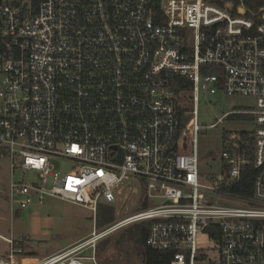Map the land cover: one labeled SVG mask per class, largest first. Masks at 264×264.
I'll list each match as a JSON object with an SVG mask.
<instances>
[{
    "label": "built area",
    "instance_id": "obj_1",
    "mask_svg": "<svg viewBox=\"0 0 264 264\" xmlns=\"http://www.w3.org/2000/svg\"><path fill=\"white\" fill-rule=\"evenodd\" d=\"M216 1L42 0L33 12L0 0L11 211L55 198L95 217L86 238L48 257L31 253L26 236L0 234L9 248L0 264H98L103 240L142 222L148 247L173 252L170 264H264V25L253 34L243 6L235 15ZM174 77L188 81L186 94ZM201 92L255 99L250 137L223 138L220 177L200 172ZM246 168L258 171L250 200L229 192ZM124 191L148 207L99 228L101 203Z\"/></svg>",
    "mask_w": 264,
    "mask_h": 264
},
{
    "label": "rangeland",
    "instance_id": "obj_2",
    "mask_svg": "<svg viewBox=\"0 0 264 264\" xmlns=\"http://www.w3.org/2000/svg\"><path fill=\"white\" fill-rule=\"evenodd\" d=\"M254 108L255 99L252 97L228 96L222 92L216 95L205 92L199 94L197 114L203 129L198 139V147L200 172L204 177L222 176L224 170L221 154L224 135L253 131L255 123L246 113ZM230 114L238 116L227 117ZM225 115L227 118L218 122ZM240 115H246L249 118H242ZM216 123L218 124L212 127ZM60 166L68 169L70 163L62 161ZM9 176L8 160H0L1 235L7 237L14 235L16 238L26 236L28 238L26 248L31 253L43 257L57 253L92 232L95 219L92 211L55 198H48L39 213L32 214L31 211H26L13 215L10 202L6 197ZM126 195L128 196L125 197ZM123 196L125 198L122 201L114 204L116 221L135 215L143 209V199L140 195L128 194L124 191ZM152 203L160 205L162 202L154 200ZM231 203L241 204L238 200H232ZM128 228L130 226L107 238L112 242L106 246L102 254H97L98 264H142V258L137 253L134 242L130 239L126 240V236L129 235ZM8 250V245L0 241V253H7Z\"/></svg>",
    "mask_w": 264,
    "mask_h": 264
},
{
    "label": "trees",
    "instance_id": "obj_3",
    "mask_svg": "<svg viewBox=\"0 0 264 264\" xmlns=\"http://www.w3.org/2000/svg\"><path fill=\"white\" fill-rule=\"evenodd\" d=\"M16 5H29L33 12H36L42 0H12ZM220 6H225L227 3L233 5L232 12L238 15V8L243 6L246 9V17L254 21L255 29L253 34L257 33V28L264 25V0H218L216 1ZM262 46L264 47V36L262 40ZM174 84L178 86L179 93L186 94L189 91L190 84L186 79L174 77ZM238 115H230L235 117ZM240 117L249 118L246 115H240ZM251 118V117H250ZM253 119V118H252ZM251 132H242L243 135H250ZM228 134L224 135V138ZM258 174V171L254 168H246L243 170L242 177L239 182L229 188V192L236 197L250 200L253 197V184ZM148 204L145 202L143 208H147ZM116 221V209L112 205L102 204L98 208L97 214V226L103 228ZM150 223L142 222L130 226L128 228L129 235L126 236V240L130 239L134 242L137 253L142 258V264H170L173 259V252L155 250L147 246V238L149 235ZM111 239H106L104 242L99 244L97 254H102L106 246L111 244Z\"/></svg>",
    "mask_w": 264,
    "mask_h": 264
},
{
    "label": "crops",
    "instance_id": "obj_4",
    "mask_svg": "<svg viewBox=\"0 0 264 264\" xmlns=\"http://www.w3.org/2000/svg\"><path fill=\"white\" fill-rule=\"evenodd\" d=\"M36 214V213H39V211H32V214ZM34 222V221H33ZM34 228V227H33ZM34 229H36V228H34ZM88 236V235H87ZM87 236H85V237H82L81 239H79V240H77V241H75L74 243H72V244H70L69 246H71V245H74V244H76V243H78L79 241H81V240H83L84 238H86ZM68 246V247H69ZM68 247H66V248H68ZM66 248H64V249H66ZM64 249H61V250H59V251H62V250H64ZM59 251H57V253L59 252ZM54 254H56V253H52V254H49V255H45V256H43V257H48V256H51V255H54Z\"/></svg>",
    "mask_w": 264,
    "mask_h": 264
}]
</instances>
